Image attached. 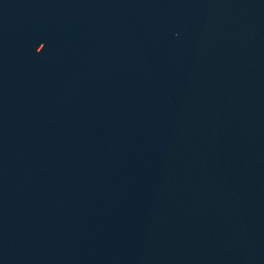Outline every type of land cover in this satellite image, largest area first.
<instances>
[{"label": "water", "instance_id": "1", "mask_svg": "<svg viewBox=\"0 0 264 264\" xmlns=\"http://www.w3.org/2000/svg\"><path fill=\"white\" fill-rule=\"evenodd\" d=\"M0 264H264V0H0Z\"/></svg>", "mask_w": 264, "mask_h": 264}]
</instances>
